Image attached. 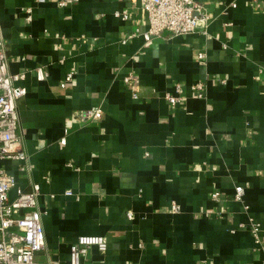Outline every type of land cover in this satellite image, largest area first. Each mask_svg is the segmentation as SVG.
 <instances>
[{
	"label": "crops",
	"instance_id": "0c3cea01",
	"mask_svg": "<svg viewBox=\"0 0 264 264\" xmlns=\"http://www.w3.org/2000/svg\"><path fill=\"white\" fill-rule=\"evenodd\" d=\"M197 1L210 19L194 35L147 42L138 0H0L29 156L3 166L11 200L41 186L33 264H71L81 236L108 240L82 264H264V0Z\"/></svg>",
	"mask_w": 264,
	"mask_h": 264
},
{
	"label": "built area",
	"instance_id": "2783aa9c",
	"mask_svg": "<svg viewBox=\"0 0 264 264\" xmlns=\"http://www.w3.org/2000/svg\"><path fill=\"white\" fill-rule=\"evenodd\" d=\"M45 2V0H39ZM81 0H58L60 8H67L79 3ZM98 1V0H97ZM143 7L148 21V30L143 34L144 39L150 42L161 37L164 32H169L176 37L194 35L201 24L209 21L206 9L197 0H138ZM131 38V37H130ZM205 54H200L199 59L204 61ZM7 49L0 27V264H33L38 253L46 248V236L43 227L44 213L40 209L39 197L41 186L33 185L30 191L17 190L14 200L10 193L17 189V178L9 174L3 166L5 161H19L25 167L29 166V156L24 151L22 139L19 134L20 121L18 102L27 94V89L18 86L22 79L7 73ZM47 73L38 69L37 77L44 80ZM74 78L68 74L62 83L66 88ZM125 84L135 93L133 76L125 78ZM225 84V81H224ZM201 83L196 85L202 91ZM179 89L177 90V92ZM200 95V94H199ZM168 101L173 106L182 104V99L177 95L168 94ZM103 110L93 109L80 115L84 123H96L103 119ZM62 144H66L63 139ZM67 196H73L71 191ZM214 199L220 197L215 193ZM243 189L236 190V198L242 199ZM174 206V211H179ZM255 234V243L260 246L257 227L252 226ZM264 252V247H261ZM96 249L101 254L108 251V240L102 236H81L77 243L71 246V264H82L83 258Z\"/></svg>",
	"mask_w": 264,
	"mask_h": 264
}]
</instances>
